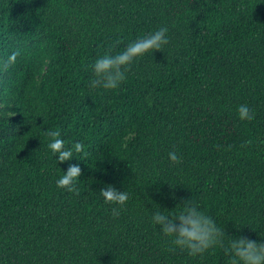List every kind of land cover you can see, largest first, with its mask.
Listing matches in <instances>:
<instances>
[{"label":"trees","instance_id":"16d2710c","mask_svg":"<svg viewBox=\"0 0 264 264\" xmlns=\"http://www.w3.org/2000/svg\"><path fill=\"white\" fill-rule=\"evenodd\" d=\"M160 27L164 50L118 89L89 88L98 57ZM71 164L72 192L57 186ZM109 185L125 205L105 201ZM188 200L228 235L264 239V0H0V264H230L152 225Z\"/></svg>","mask_w":264,"mask_h":264},{"label":"clouds","instance_id":"9594fccd","mask_svg":"<svg viewBox=\"0 0 264 264\" xmlns=\"http://www.w3.org/2000/svg\"><path fill=\"white\" fill-rule=\"evenodd\" d=\"M167 33V27H160L132 41L123 51L98 57L91 66L94 78L90 81L89 88L118 89L126 81L128 70L138 58L154 50H164V46L169 43ZM19 55V51L12 52L7 63L15 64ZM237 114L242 121L254 119V110L247 104L239 105ZM49 135L54 139L48 147L53 154L57 155L58 161L71 160L73 152L65 149L64 140L58 138L60 133L52 131ZM75 150L81 151L80 142L76 143ZM168 157L174 163H179L181 159L175 151L169 152ZM80 176V166L71 164L67 171H64V175L57 180V186L66 187L70 192L75 191L76 180ZM101 195L106 202L120 206L125 205L128 200V194L125 191H119L112 185L102 188ZM178 205L181 207L175 213L162 211V208L158 207L151 215L152 225L158 227L164 236L170 237L173 246L187 251L191 257H202L209 249L221 246L229 257L230 264H264V239L253 240L246 236H230L197 203L188 200ZM112 214L115 218L120 212L117 208H113ZM260 236L264 238L261 233ZM226 237H231L227 243H225Z\"/></svg>","mask_w":264,"mask_h":264}]
</instances>
